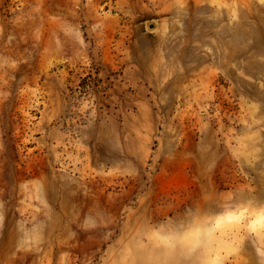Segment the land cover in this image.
Returning <instances> with one entry per match:
<instances>
[{
    "label": "rangeland",
    "instance_id": "obj_1",
    "mask_svg": "<svg viewBox=\"0 0 264 264\" xmlns=\"http://www.w3.org/2000/svg\"><path fill=\"white\" fill-rule=\"evenodd\" d=\"M156 249L264 264V0H0V264Z\"/></svg>",
    "mask_w": 264,
    "mask_h": 264
},
{
    "label": "bare ground",
    "instance_id": "obj_2",
    "mask_svg": "<svg viewBox=\"0 0 264 264\" xmlns=\"http://www.w3.org/2000/svg\"><path fill=\"white\" fill-rule=\"evenodd\" d=\"M180 249L176 250H154L152 253H146L143 250H136L133 261L130 264H179ZM178 259L176 260V257Z\"/></svg>",
    "mask_w": 264,
    "mask_h": 264
},
{
    "label": "water",
    "instance_id": "obj_3",
    "mask_svg": "<svg viewBox=\"0 0 264 264\" xmlns=\"http://www.w3.org/2000/svg\"><path fill=\"white\" fill-rule=\"evenodd\" d=\"M148 27H149L150 29H152V28L155 27V24H154L153 22H150V23L148 24Z\"/></svg>",
    "mask_w": 264,
    "mask_h": 264
}]
</instances>
